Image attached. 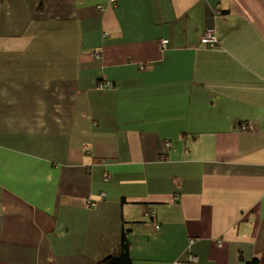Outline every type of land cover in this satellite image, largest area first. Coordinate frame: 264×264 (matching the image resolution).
Returning <instances> with one entry per match:
<instances>
[{"label":"crops","instance_id":"obj_1","mask_svg":"<svg viewBox=\"0 0 264 264\" xmlns=\"http://www.w3.org/2000/svg\"><path fill=\"white\" fill-rule=\"evenodd\" d=\"M124 223L133 264H264V0H0V264Z\"/></svg>","mask_w":264,"mask_h":264},{"label":"trees","instance_id":"obj_2","mask_svg":"<svg viewBox=\"0 0 264 264\" xmlns=\"http://www.w3.org/2000/svg\"><path fill=\"white\" fill-rule=\"evenodd\" d=\"M109 1L113 2L114 0H109ZM103 178L104 180H107L108 174L104 173ZM125 223L121 227L120 240L117 248L114 251H112L109 255L104 257L99 262V264H133L132 258L130 256V242L128 240L129 229L128 227H126ZM157 227L158 225H156V228Z\"/></svg>","mask_w":264,"mask_h":264},{"label":"rangeland","instance_id":"obj_3","mask_svg":"<svg viewBox=\"0 0 264 264\" xmlns=\"http://www.w3.org/2000/svg\"><path fill=\"white\" fill-rule=\"evenodd\" d=\"M208 36L209 35V37H210V40H212V41H210V42H206V43H203V46H205L206 48H209V49H212V48H214L216 45H217V43H218V40H217V38H216V35H215V32H214V29H212V28H209V29H207L206 31H205V36ZM204 36V37H205ZM164 40H166V39H164ZM206 40L207 41H209L207 38H206ZM168 42V41H167ZM166 46H167V43H166ZM165 46V47H166ZM218 244H219V242H218Z\"/></svg>","mask_w":264,"mask_h":264},{"label":"built area","instance_id":"obj_4","mask_svg":"<svg viewBox=\"0 0 264 264\" xmlns=\"http://www.w3.org/2000/svg\"><path fill=\"white\" fill-rule=\"evenodd\" d=\"M205 36V35H204ZM206 38L209 40V41H207L206 40ZM210 41H212V40H210V37H209V35L207 36H205V37H202V39H201V43L203 44V43H206V42H210ZM166 43H167V40H161L160 41V44L162 45V47H165L166 46ZM243 128H245V127H243ZM105 196V193H101V197H104ZM86 204L88 205V206H95V203H93V202H91L90 200H88L87 202H86Z\"/></svg>","mask_w":264,"mask_h":264},{"label":"clouds","instance_id":"obj_5","mask_svg":"<svg viewBox=\"0 0 264 264\" xmlns=\"http://www.w3.org/2000/svg\"><path fill=\"white\" fill-rule=\"evenodd\" d=\"M200 44L203 45V44L201 43V41H200ZM105 195H106V194H105Z\"/></svg>","mask_w":264,"mask_h":264}]
</instances>
